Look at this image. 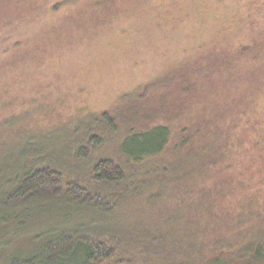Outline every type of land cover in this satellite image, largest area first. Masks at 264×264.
I'll return each instance as SVG.
<instances>
[{"label":"rangeland","instance_id":"374dc122","mask_svg":"<svg viewBox=\"0 0 264 264\" xmlns=\"http://www.w3.org/2000/svg\"><path fill=\"white\" fill-rule=\"evenodd\" d=\"M99 2L0 0V150L34 136L64 186L113 198L130 190L94 229L120 244L136 237L125 224L151 229L177 215L175 230L193 231L177 242L179 263L264 231V0L86 6ZM163 124L172 131L164 155L118 186L93 183L97 162L114 158L132 127ZM95 136L102 145L74 158ZM161 165L174 170L163 182L149 171Z\"/></svg>","mask_w":264,"mask_h":264},{"label":"trees","instance_id":"16d2710c","mask_svg":"<svg viewBox=\"0 0 264 264\" xmlns=\"http://www.w3.org/2000/svg\"><path fill=\"white\" fill-rule=\"evenodd\" d=\"M115 2L102 0L86 6L95 11ZM100 119L107 123L113 120L107 113ZM33 138L29 136L10 150H0V264H264V231L259 227H253L245 240L227 244L222 241L205 253L198 248L199 260L190 254L180 263L175 260L179 257L175 252L177 242L189 243L193 231H176L177 215L156 222L151 229L123 224L120 230L126 229L125 234L136 230V237L123 244L116 242L105 229H94L100 220L103 223L111 219L114 209H109L110 205L120 207L130 190L113 198L80 183L64 186L62 168L45 165L38 159L42 152L35 153L38 148ZM171 138L172 131L164 124L148 129L132 127L128 137L117 145L119 159L117 155L105 156L97 162L93 183L97 187L124 183L129 169H144L164 155L172 144ZM101 145L100 137H91L73 157L86 158L90 146ZM163 167L149 169L162 182L163 177L167 179L163 174L172 170ZM162 182L156 184L157 189L162 188ZM197 224L194 232L202 231L205 223ZM122 251L129 255L118 259Z\"/></svg>","mask_w":264,"mask_h":264}]
</instances>
